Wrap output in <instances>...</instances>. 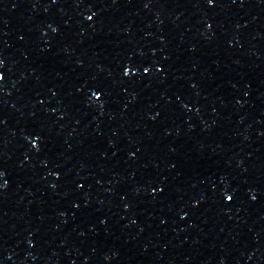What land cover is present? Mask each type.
I'll use <instances>...</instances> for the list:
<instances>
[{
  "label": "water",
  "instance_id": "water-1",
  "mask_svg": "<svg viewBox=\"0 0 264 264\" xmlns=\"http://www.w3.org/2000/svg\"><path fill=\"white\" fill-rule=\"evenodd\" d=\"M0 264H264V0H0Z\"/></svg>",
  "mask_w": 264,
  "mask_h": 264
}]
</instances>
